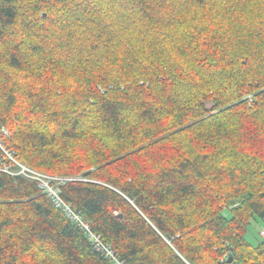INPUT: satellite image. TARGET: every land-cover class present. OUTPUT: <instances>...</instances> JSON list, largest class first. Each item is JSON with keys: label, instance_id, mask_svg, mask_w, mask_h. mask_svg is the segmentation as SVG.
Instances as JSON below:
<instances>
[{"label": "trees", "instance_id": "obj_1", "mask_svg": "<svg viewBox=\"0 0 264 264\" xmlns=\"http://www.w3.org/2000/svg\"><path fill=\"white\" fill-rule=\"evenodd\" d=\"M0 122L128 264L264 260V0H0ZM0 264L109 263L1 174Z\"/></svg>", "mask_w": 264, "mask_h": 264}, {"label": "built area", "instance_id": "obj_2", "mask_svg": "<svg viewBox=\"0 0 264 264\" xmlns=\"http://www.w3.org/2000/svg\"><path fill=\"white\" fill-rule=\"evenodd\" d=\"M10 137L11 129L2 125L0 122V175L7 174L12 177L21 176L34 181L38 188L54 202L55 206L62 209L68 218L82 230L95 250L100 253L109 264H128L100 234L92 230L89 222L86 221L82 214L62 198L61 186L65 182L75 178L46 173L27 165L18 157L16 151L10 146ZM259 235L264 241V228L259 231ZM225 260L226 256H222L221 262ZM260 264H264V260L261 261Z\"/></svg>", "mask_w": 264, "mask_h": 264}, {"label": "rangeland", "instance_id": "obj_3", "mask_svg": "<svg viewBox=\"0 0 264 264\" xmlns=\"http://www.w3.org/2000/svg\"><path fill=\"white\" fill-rule=\"evenodd\" d=\"M82 174L71 175L72 177L79 178ZM264 228V219L255 217L250 221L246 230V239L254 246L261 242L259 231Z\"/></svg>", "mask_w": 264, "mask_h": 264}, {"label": "water", "instance_id": "obj_4", "mask_svg": "<svg viewBox=\"0 0 264 264\" xmlns=\"http://www.w3.org/2000/svg\"><path fill=\"white\" fill-rule=\"evenodd\" d=\"M119 216H121V215H119ZM231 262H232V258L229 257V258H228V263L230 264Z\"/></svg>", "mask_w": 264, "mask_h": 264}]
</instances>
